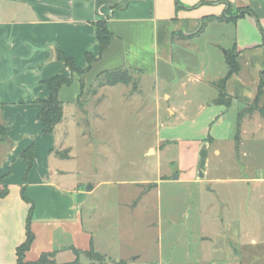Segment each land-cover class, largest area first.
<instances>
[{"label": "crops", "instance_id": "crops-1", "mask_svg": "<svg viewBox=\"0 0 264 264\" xmlns=\"http://www.w3.org/2000/svg\"><path fill=\"white\" fill-rule=\"evenodd\" d=\"M204 19V30L193 36ZM100 20L114 34L101 54L95 26ZM234 48L240 70L226 81L232 97L226 106L214 102L219 95L216 83L226 76V53ZM58 51L81 68L88 67L87 53L98 58L83 75L84 84L58 58ZM116 69L138 71L140 85H154L157 96L167 100L190 94L204 98L198 106L207 133L172 128L160 139L157 147L164 144L162 149H150L162 153L176 147L175 179L180 183L201 188L219 180L211 176V160L223 155V142L234 146L237 122L229 113L237 115L258 98L264 72V0H0V125L13 142L0 163V190L9 188L0 197V264H23L17 247L26 240L32 206L34 240L25 263L53 253L56 264H243L238 247L248 235L240 219L223 222L214 236L199 237V244L193 246L194 261L174 254L166 258L161 244L150 249L138 234H123L124 221L112 220L107 210L115 203L106 197L110 190L98 196L97 185L86 187L72 180L75 170L60 165L73 157L60 154L71 150L65 138L75 121L73 112L90 102L89 88L100 75ZM59 74L72 76L73 82L59 91L63 120L53 134H46L37 117L40 101L50 97L44 81ZM257 103L264 105V89ZM177 110L168 106L171 115ZM250 126L254 134L264 131L258 110L242 119V132ZM31 143L35 161L23 180L26 163L20 153ZM246 180L254 191L264 183V178ZM133 200L135 210L138 205ZM91 249L106 260H91L85 253Z\"/></svg>", "mask_w": 264, "mask_h": 264}, {"label": "rangeland", "instance_id": "rangeland-1", "mask_svg": "<svg viewBox=\"0 0 264 264\" xmlns=\"http://www.w3.org/2000/svg\"><path fill=\"white\" fill-rule=\"evenodd\" d=\"M128 73L130 84L101 88L98 81L89 88L90 102L73 112L75 121L68 127L65 140L71 150L60 153L73 157L60 165L75 170L72 180L86 187L97 185L98 196L110 190L106 197L115 203L107 210L112 220L124 221L123 234H138L150 249L161 244L166 258L174 254L177 259L194 261L193 246L199 244V237L214 236L223 222L240 219L248 235L238 247L243 264H264V183L254 191L246 180L264 178V131L254 134L250 126L241 132L239 142L233 139L234 146L222 143L223 155L212 156L210 169L219 180L201 188L180 183L175 179L176 147L162 153L150 148L162 149L163 143L157 147L160 139L172 133V128L207 133L198 106L205 100L191 94L170 100L158 97L154 85H140L138 71ZM169 105L178 109L176 115L169 113ZM244 109L247 115L254 112L253 107ZM229 117L237 122L238 114L232 111ZM8 143L0 146V163ZM26 172L27 163L23 180ZM133 199L138 205L135 210Z\"/></svg>", "mask_w": 264, "mask_h": 264}, {"label": "trees", "instance_id": "trees-1", "mask_svg": "<svg viewBox=\"0 0 264 264\" xmlns=\"http://www.w3.org/2000/svg\"><path fill=\"white\" fill-rule=\"evenodd\" d=\"M207 21L204 19L200 30L194 34H200L205 26ZM97 29V38L100 44V54L107 49L114 39L113 32L109 29L108 24L104 20H100L95 24ZM58 58L60 60L65 61L66 66L72 71V73H76L82 84L83 75L89 70L90 66L94 61L98 58L90 53L86 54V59L88 62L87 68L79 67L74 59L68 54L58 51ZM226 60L229 66V70L225 77H223L219 82H217V87L219 88V95L214 100L217 104H225L229 106L232 102V97L229 96L225 89L226 81L235 73L240 70L239 63V53L234 50H228L226 53ZM129 69H116V70H108L103 72L99 77V86H114L117 84H130L132 82L131 76L128 73ZM73 82V77L66 76L64 74L56 75L52 78H49L44 81L50 88V97L46 100H41V110L38 113V120L42 123V132L46 134H53L56 126L63 120L64 118V106L61 100L59 99V91L61 87L65 85H71ZM264 89V72H262V77L259 86L258 98L262 94ZM256 101L248 108H252V112L258 110L264 116V105L262 107H258V103ZM251 111H248L251 112ZM247 115V111L241 110L238 113V121H237V133H236V141L239 142L240 134L242 132L241 122L242 119ZM7 134L4 126L0 125V142L6 141ZM20 157L27 163V172L33 167L35 161V144L31 143L26 146L20 153ZM9 193V188L4 186L2 190H0V197H4ZM25 198V196H24ZM33 214V206L30 209L29 216L27 218L26 223V240L17 247V255L18 259L23 264H56L55 256L53 253H43L38 261L25 263L24 257L25 253L30 249L32 242L34 240V234L31 230V220ZM91 260L104 262L106 260V256L100 253L95 252L93 249L85 252Z\"/></svg>", "mask_w": 264, "mask_h": 264}, {"label": "water", "instance_id": "water-1", "mask_svg": "<svg viewBox=\"0 0 264 264\" xmlns=\"http://www.w3.org/2000/svg\"><path fill=\"white\" fill-rule=\"evenodd\" d=\"M6 140H7L9 143H11V144L13 143L12 140L9 139V138H7ZM176 177H177V176H176Z\"/></svg>", "mask_w": 264, "mask_h": 264}]
</instances>
